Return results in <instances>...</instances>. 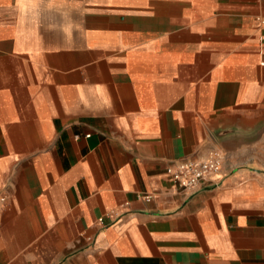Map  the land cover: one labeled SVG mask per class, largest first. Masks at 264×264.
I'll return each instance as SVG.
<instances>
[{"label":"crops","instance_id":"obj_1","mask_svg":"<svg viewBox=\"0 0 264 264\" xmlns=\"http://www.w3.org/2000/svg\"><path fill=\"white\" fill-rule=\"evenodd\" d=\"M0 264H264V0H0Z\"/></svg>","mask_w":264,"mask_h":264},{"label":"built area","instance_id":"obj_2","mask_svg":"<svg viewBox=\"0 0 264 264\" xmlns=\"http://www.w3.org/2000/svg\"><path fill=\"white\" fill-rule=\"evenodd\" d=\"M222 164V153L212 150L203 159H188L168 166L165 173L174 187L191 196L201 190L211 177L221 173ZM138 197L146 202L153 198L150 194H139ZM113 216L114 213H110L109 217ZM97 222L104 226L103 218H99Z\"/></svg>","mask_w":264,"mask_h":264}]
</instances>
